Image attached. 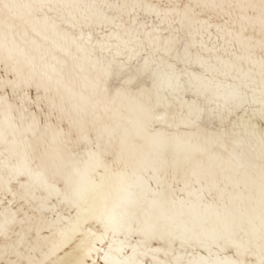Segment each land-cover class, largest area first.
<instances>
[{"label": "bare ground", "instance_id": "obj_1", "mask_svg": "<svg viewBox=\"0 0 264 264\" xmlns=\"http://www.w3.org/2000/svg\"><path fill=\"white\" fill-rule=\"evenodd\" d=\"M27 4L38 8L40 0H5L0 15V78L14 79L10 69H16L32 81L33 86L26 89L31 100H36V85L41 86V96L47 87L48 98L57 109L46 120L50 111L47 100L41 101L42 111L25 104L29 112L22 113L19 97L12 96L10 87L0 93L7 97L0 106V177L5 189L0 225L6 233L0 236V264H21L22 258L12 250L17 238L10 240L7 235L28 226L19 223L22 213L12 216L22 206L32 215L20 200L22 195L31 201V207L58 206L56 216L45 213L55 223L50 229L44 226L41 239L33 232L30 244L35 250L27 252V244L20 249L23 264H28L29 256L33 264H116L127 258H133L131 264H154L153 257L162 264H189L208 255L194 242L195 236L223 234L225 229L235 240L258 242L262 161L257 137L240 127L233 129L231 124L226 135H212L215 129L206 133L203 124L197 127L171 119L147 126L146 97L136 87L105 96L95 84L103 79L114 57L117 63L130 64L121 79L134 77L145 59L149 68L145 86H151L152 72L166 78L169 69L161 59L175 63L165 55V48L179 35L181 52L188 45L193 59L198 54L200 61L188 68L200 77L192 81L193 91L200 95L189 92L185 100L198 99L202 107L214 108L224 105L242 83L249 85L251 98L261 80L264 51L259 42L264 35L259 19H248L258 13L248 8L258 9L259 0H46L43 12L31 14L24 7ZM187 8L194 9L195 19L203 23L190 27ZM149 9L164 13L163 22ZM87 23L92 27H82ZM145 23L150 27H143ZM188 79L185 76L183 82ZM118 83L114 79L113 87ZM9 103L16 106L11 111ZM252 108L259 104H252L248 113L259 133L264 130V120L258 114L252 116ZM31 112L40 119V127L34 126ZM46 123L52 127L45 128ZM158 134L167 142L170 165L168 180L159 186L155 179H148L153 173L146 171L153 166L155 142L161 138ZM238 140L244 141L242 161L231 158ZM105 149L107 156L89 155V150L102 153ZM173 167L179 169L175 180ZM144 181H148L147 187ZM101 183L103 187L97 188ZM9 188L17 193L11 206ZM89 210L97 216L117 218L127 212L134 228L151 226L158 235L175 238V243L168 248L154 241L151 247L161 251L144 256L141 247L134 254L130 246L119 243L125 239L123 231L115 236L109 231L101 241L103 225ZM181 239L186 241L183 245ZM253 250L259 251L257 247Z\"/></svg>", "mask_w": 264, "mask_h": 264}, {"label": "snow or ice", "instance_id": "obj_2", "mask_svg": "<svg viewBox=\"0 0 264 264\" xmlns=\"http://www.w3.org/2000/svg\"><path fill=\"white\" fill-rule=\"evenodd\" d=\"M50 2V0H47ZM74 2H79V0H74ZM260 7L257 9L255 6L250 5L248 11L258 13V17H248V19H259L261 25V33L264 35V0H259ZM5 6V0H0V15L3 14V8ZM28 9L29 13L32 12H43L46 7V0H40V6L34 7L32 4L24 5ZM51 10V9H48ZM158 19L163 22V16L165 15L160 10L149 9ZM191 13V15H188ZM185 15L188 19L189 26L193 24L203 23L195 19L198 15L194 9H185ZM227 23V21H226ZM92 27L91 23L86 25ZM103 27V25H98ZM147 28L150 27L147 23L142 25ZM159 25H157V28ZM219 27V26H217ZM156 29H154L155 31ZM179 32V30H177ZM151 35V33H148ZM91 39V37H89ZM261 50L264 51V39L259 42ZM182 44V38L177 35L175 38L168 41V45L171 47L165 48V55L170 60H174L175 63H168L167 60L161 59V64L166 65L169 72L166 74V78H160L156 72L151 73V86L147 87L148 81L144 77L148 74V60L145 59L144 65L136 68V75L128 76L126 79H121L126 70L130 67L127 61L116 62L115 57L109 62L106 71L104 72V77L95 84V88L99 93L107 96L109 93L114 92L116 95H120L128 91L130 86L137 88V91L142 96L146 97V103L144 110L147 113V126H151L155 122H164L168 119L185 125H194L199 127L201 124L204 125L202 131L209 132L210 129H215L212 135H226L228 132L227 125L231 124L232 128L235 129L240 127L245 130V132L253 137L258 138V142L261 149V164H260V203H261V215H260V229L258 242L248 241L247 243L242 240L238 241L232 238V233L225 229L223 234L221 233H211L207 234L204 238L199 235L195 236L194 242L198 244L199 247L203 248L208 255L206 257H198V259L192 260L189 264H264V130L257 133L256 125L252 123L251 118L248 116L249 108L252 104H259V108H252V116L259 115V117L264 120V61L261 63V80L259 82L258 89H252L253 96L250 98L248 96L249 85L242 83L237 88H235L226 99L224 105L217 104L216 107H202L198 99L185 100L184 96L189 92H192L194 96L199 97L200 93L198 90L193 91L194 84L193 80H198L200 77L196 73L189 72L188 68L192 64H199V56L197 54L196 58L193 59L191 52L189 51V46L184 45V50L181 52L180 47ZM103 48V45H101ZM175 52V57L172 56V52ZM119 55V53H117ZM139 56V53H137ZM133 59L132 56L129 57V61ZM2 62V61H0ZM183 63L185 67H178V64ZM202 66V65H201ZM11 74L14 79L4 80L0 78V93L4 92L5 88L10 87L12 89V96L19 97L20 104L19 108L22 113L29 112V109L25 107V104L35 105L38 111H42L41 101L47 100L50 108L47 114L46 120H50L52 112L56 111L57 105L55 102L48 98L49 89L45 87L44 96L40 95L41 86L36 85L37 96L36 100L33 101L28 95L26 89L31 88L32 81L24 79L19 71L16 69H10ZM187 76L189 79L185 83L183 82L184 77ZM118 81V86L113 87L112 81ZM258 92V95H257ZM7 99L6 96L0 95V106L3 105L4 101ZM209 103H211L209 101ZM9 110L11 111L16 106L12 103L8 104ZM163 109V113L157 114ZM187 110V111H185ZM243 112L244 115H237V113ZM170 113V116H169ZM33 124L35 127H40V119L37 117L36 113L31 112ZM235 116L236 119L233 121L231 117ZM63 119V117H60ZM171 126V125H169ZM45 128L52 127L50 124H45ZM58 127V125H57ZM249 129L251 131H249ZM63 131V130H61ZM233 135H238V133H233ZM161 138L156 140L155 153L152 160V167L147 168L146 171H151L153 175L149 177V180L155 179L157 185H161L166 182L170 173V165L167 159V142L162 138L163 134H158ZM0 143H2V137H0ZM95 147L99 150L101 145L97 143ZM244 147V141L238 140L234 141L232 159L237 161H242L245 159V153L242 151ZM47 154V152H46ZM90 156H107V150L105 149L102 153L92 152L89 150ZM54 159V157H53ZM243 166V164L241 165ZM172 179L175 180L176 174L179 169L172 168ZM103 180V177L101 178ZM138 179H143L138 178ZM185 179H187V173H185ZM10 183V181H9ZM144 187L148 186V181L143 182ZM97 188H102L103 184L97 185ZM171 187V185H169ZM3 179L0 177V204H3L4 195ZM8 193L12 195L13 199L8 201L9 205L16 203L17 193L12 192L11 188L8 189ZM131 197V193L129 194ZM95 199V197H93ZM20 200L24 201V204L29 206L32 215L28 212H24L23 206L18 208L12 213L15 218L18 214H23V219L19 223L23 225H28L26 228L22 227L20 232H11L7 235L8 239H15L12 243L13 252L22 258L21 264H23L24 253L20 251L26 244L29 245L26 249L27 252L31 253L35 249L31 246L30 241L35 232L37 240L41 239L40 233L45 230L44 226L48 225L49 229L55 221L45 215L46 212H51L53 216L57 215L58 206L45 207L41 204L36 207H31V201L26 196H20ZM131 202V200L129 201ZM78 207V206H77ZM89 214L93 219H96L98 223L103 225L104 231L103 235L99 237L101 241L107 237L109 231L115 236L118 232L123 231L125 233V239L119 243L124 247H131L133 253L135 254L139 248H144L145 251L140 253L141 255L147 256L150 252H159L162 249L151 247L152 242H163L168 248H171L175 243V238L166 237L164 235H158L151 226L145 228H134L130 222L129 213L124 212L119 218L115 216L104 217L103 214L100 216L95 215L94 210H89ZM77 215L80 213L78 211ZM6 233L3 226L0 225V236H5ZM139 236L140 239H134ZM44 239H47L46 237ZM186 241L181 239V244L183 245ZM257 247L259 251H254L253 248ZM213 248L216 250L213 251ZM123 250V249H121ZM231 251V255L228 253ZM133 258H127L125 261H116V264H131ZM154 264H162V262L155 261L153 257ZM28 264H33L31 257L28 258ZM135 264H143V261H136Z\"/></svg>", "mask_w": 264, "mask_h": 264}]
</instances>
